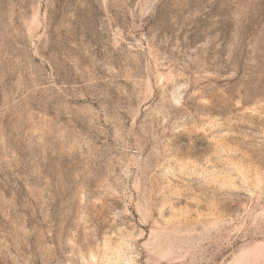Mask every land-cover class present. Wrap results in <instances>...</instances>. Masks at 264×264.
Listing matches in <instances>:
<instances>
[{
    "label": "rangeland",
    "instance_id": "374dc122",
    "mask_svg": "<svg viewBox=\"0 0 264 264\" xmlns=\"http://www.w3.org/2000/svg\"><path fill=\"white\" fill-rule=\"evenodd\" d=\"M0 264H264V0H0Z\"/></svg>",
    "mask_w": 264,
    "mask_h": 264
}]
</instances>
